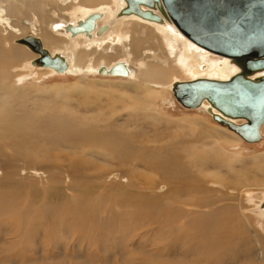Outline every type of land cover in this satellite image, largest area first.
I'll list each match as a JSON object with an SVG mask.
<instances>
[{
  "label": "rangeland",
  "instance_id": "rangeland-1",
  "mask_svg": "<svg viewBox=\"0 0 264 264\" xmlns=\"http://www.w3.org/2000/svg\"><path fill=\"white\" fill-rule=\"evenodd\" d=\"M56 4V0H36L29 7L19 2L22 9L9 17L11 26L0 24V47L23 55L16 60L6 58L0 68L11 71L0 83H5L0 92L7 93L11 115L0 118V259L6 260L0 264H35L32 261L39 254L29 248L38 244H43V251L37 249L48 256L63 253L65 261H72L69 264H79V252L98 256L104 264L117 253L109 244L122 243L121 237L127 234H132L134 242L127 239L123 252H129L132 259L143 258L133 246L140 244L139 239L147 240L149 251L168 245L195 254L199 243L216 252L225 249L228 258L234 256L231 249L241 244L263 251L264 213L254 196L264 197V138L247 141L218 124L205 109L184 106L171 89L172 81L197 74L182 71L170 80L166 69L160 86L136 77L98 72L59 75L32 66L37 55L15 40L29 32L50 34L51 12L60 8ZM27 13L31 18L36 14L39 22L28 31L22 28L30 26L22 21L29 18ZM152 42L151 38L147 41ZM211 56L205 59L210 61ZM175 57H179L177 52ZM54 85L68 90L57 92ZM147 88L157 90L151 100ZM101 135L105 144L94 147V139ZM212 146L222 148L224 159L217 162ZM170 158L174 159L171 164ZM177 158L182 163L180 171L174 166ZM188 161L196 166L190 167ZM166 162L172 167L166 169ZM167 171L183 174L185 183L164 178ZM181 186H191L193 196L201 201L180 204L192 201L191 195L179 196L177 187ZM61 262L55 257L48 261Z\"/></svg>",
  "mask_w": 264,
  "mask_h": 264
},
{
  "label": "bare ground",
  "instance_id": "bare-ground-1",
  "mask_svg": "<svg viewBox=\"0 0 264 264\" xmlns=\"http://www.w3.org/2000/svg\"><path fill=\"white\" fill-rule=\"evenodd\" d=\"M38 1H40L42 3L46 0H38ZM49 1H51V0H49ZM19 2L26 3V4H28L29 7H31V6H33L32 5L33 2H36V0H34L33 2L29 1V0H0V24L1 23H5V25L8 24L7 28H8V26H11V25H9V22H10L9 17L12 16V14H15L17 10L19 11L20 9H22V5H19ZM56 2H57L56 5H59L60 8L58 10L56 9V10H53V12H51V18L53 21L49 22L50 26H48V29H49V27L51 29L50 34H48L49 32H47V33L45 32V34L43 36H41V35L39 36V35L34 34L35 32L34 33L29 32V33H26L24 35L17 37V39L15 40L16 44L19 43V44L25 45L26 48H28L30 51H32L33 53H35L37 55L34 57H33V55H31L33 57V60L31 62L29 61L32 64V66H34L36 68L39 67L40 69L41 68L42 69L45 68L47 70L49 69V70H51L52 73H56L59 75H64L67 73H74V74H81V73H85V74L90 73L91 74L92 73V74H94L95 72H98L100 75H103V76H117V77L130 78V79L136 77V78H139L140 80H142L144 82H149L148 83L149 85L152 84V85H160V86L163 84L162 78H163V76L167 75L166 73L168 70H169L168 77L170 80H174L176 78L175 75L177 73L181 76L180 72H182V71L185 72V75L192 74L194 76L197 74L196 77H193L189 80H193V79H197V78H210V79L227 80L240 70L239 68H237L236 65H234L230 61L229 57L217 54L216 52H212V51L202 47L200 44L196 43L194 40H192L188 36H186L176 26V24L173 22V20L168 15H166L167 10L166 9L162 10L157 5L149 6V5L142 4V8L144 10H148V9L153 10V12H155L156 14L161 16L160 19L154 18V17L148 18L149 16L144 15V13L143 14H137L135 12H128L126 10L123 11V9L127 5V0H56ZM47 3H49V2L47 1ZM53 4L51 6H53ZM25 6L26 5H24V7ZM34 8H33V10H34ZM35 9L37 12L38 9L37 8H35ZM25 10H27V6H26ZM18 11H17V13H18ZM22 12L26 13V11H24V10H22ZM31 13H27L29 15V18H25L22 20L24 23L30 25L28 29L24 28L25 25H23L22 28L25 29L26 31H28L31 28L35 29V26L37 25V23H39L37 20L38 17L37 18L35 17L36 14L31 18ZM41 15H42V13H40V17H42ZM16 17L18 18V16H16ZM40 17H39V19H40ZM22 18H23V16H22ZM91 19H93L95 21V27L90 32H87L85 30L84 31H77V30L71 29L72 27L79 26L80 24H83V23H85ZM153 19H157V20H153ZM46 20H47V17H46ZM49 20H50V18H49ZM142 20L147 21V22L143 23ZM149 22H150V24H149ZM151 22H152V25H151ZM153 23L156 25H153ZM2 25H4V24H2ZM46 25H48V24H46ZM134 25L140 26L139 27L140 29H138V30L136 29L137 30L136 32L134 31L136 26L133 28ZM12 27H13V25H12ZM44 29H46V28H44ZM0 30H1V27H0ZM35 31H37V30H35ZM42 33H43V31H42ZM42 33H40V34H42ZM8 36H11V35H8ZM29 36H33V37H36L39 40H41L42 45L44 46V48H46L50 51L51 55H56L58 57H62L67 62L68 68L64 71H60V70H57V69L50 67V66H42L40 64H34V60L37 58H40L41 54L39 52L33 50L29 46L28 43H32L31 40L25 41V42L21 41V40H24L25 38H27ZM1 37H3V36H1ZM149 38L153 39V42L151 44H153L154 47H149V45H151V44L147 43ZM159 43L162 44L163 48L159 47L161 45V44L158 45ZM146 44H149L148 47L145 46ZM13 46H14V44L11 46V48H14ZM16 48H18V47H16ZM176 49L178 51H175ZM5 50H3L0 47V68L4 64L3 61L6 58L16 60L18 57H20L22 55V53L20 51H17L16 49L15 50L13 49L12 51L10 50L9 53ZM21 51H22V48H21ZM23 51H25V50H23ZM175 52H177L179 57H175ZM209 55H213V56H211L212 58L210 57L211 58L210 61L205 59ZM216 56H218L220 58L217 59ZM28 57H30V56H28ZM24 59L22 57L21 60H24ZM27 62H28V60H27ZM119 63H124L128 67V70H129L128 75L103 74L100 72V68H102V67H105L108 70H111L115 65H117ZM31 64H29V65H31ZM8 66H9V64H8ZM16 68L17 67H12V70H17ZM6 69H8V68H6ZM166 69H168V70H166ZM8 70L10 71V69H8ZM22 71H23V69L21 70V72ZM24 71H25V69H24ZM43 71H44V69H43ZM10 72L9 73L7 72V73L10 74ZM7 73L5 71L0 72V75H1L0 83L2 80L4 81L5 79H7V78H5V77H7ZM21 74H19V75H21ZM263 74H264V71H258L256 73L250 75V77L255 79V78L260 77ZM11 75H12V73H11ZM208 75H213V77L208 76ZM158 79H161V80H158ZM189 80H176L175 79L174 81H172L173 82L172 87H173V84L175 82L189 81ZM2 84H5V83H2ZM2 84H0V85H2ZM15 84H16V81H15ZM172 87H171V89H172ZM52 88L54 90H56L57 92H60V93L64 92L65 90L66 91L68 90L66 87H61L60 85H58V86L54 85V86H52ZM41 90H42V88H40V91ZM147 93H148V98L151 100V98H153L155 95H157V90L155 88H147ZM6 94L7 93L1 94V92H0V118H11L10 112L8 111L9 105L6 103L5 96H4ZM147 107L150 108L151 104H149V105L147 104ZM195 109H205L207 111V113L209 115H211V117H213V116H212V113L209 111V109H211L212 112H218L216 110V108L210 107V104L207 100H204L203 104H201L200 106H197ZM229 119L235 123H238V124H242L243 122H245L244 118L235 119L232 117ZM217 123L222 125V126L227 127L228 129H230L232 131H234L242 139H244L233 128H230L229 126L222 124L219 121H217ZM263 125H264V123L260 127L262 139L264 138V134L262 132V130L264 128ZM78 136L80 139L79 134H78ZM0 137H2L1 133H0ZM214 140L217 141V143L221 144V139L214 137ZM104 144H105L104 135H101L99 137H96V139H94V142H93L94 147L101 148V146ZM219 146H221V145H219ZM212 148H213V151L216 155L217 162L220 159H224V157L220 156V154L223 153V151L220 152V150L222 149L221 147L212 146ZM227 152L225 151V153H227ZM169 162H170V164L173 163L174 159L169 160ZM187 163L190 165V167L196 166V164L192 163L191 161H188ZM204 163H205V161H202V164H204ZM181 165H182V163L177 158L174 166L180 167L178 169L180 171L182 169ZM169 166H170L169 163L166 162V169L172 167V166H170V167ZM163 174H164V178L169 179V181L172 180V178H173L175 180H178L180 182L185 183L186 177H184L183 174H181V175L179 174L181 177L178 176V174H176L175 172L174 173L172 172V175L169 173V171H167ZM190 178L191 177H189V179ZM186 183H187V181H186ZM177 191L180 194L179 195L180 197L183 194H188V195L192 196L191 202H189L190 200L189 201H180V204L192 203V202L199 200V198H196V196H193L194 195L193 193L195 190L193 191V189H191V186L177 187ZM198 194H200V193H198ZM179 196H175L174 198H177ZM254 197L260 199L259 200L260 201L259 207H260L261 211L264 213V197H263V195L257 194ZM188 199H190V198H188ZM200 201H201V199L199 200V202ZM61 203H63V202H61ZM169 226H170V224H169ZM131 235L132 234H127V236L126 235H124V237L122 236L121 237L122 243H120V244L116 245L115 240H114V242L112 241L109 244L110 246L112 245V248L113 247L117 248V253L116 254L114 253V255L108 259V262L104 263V264H115L113 262H117L118 264H125V263L127 264V262H129V264H264V250L263 251L262 250L255 251V249L253 247H250L249 244H241L242 245L241 247H239L235 250L231 249L232 251L231 250L230 251L232 253L234 252V256L228 258V255H226V253L224 252L225 249H223V251L216 252V251H213L214 250L213 248H206V244H204V246H203L200 243H199V245L194 246L195 254H192L190 252H185V250L178 252V250L176 248H180V247H178V246L172 247V246H168V245L163 246V247H159V248H155L156 250H154V251L153 250L149 251L145 247L147 240H140V239H139L140 244H137V245L132 244V245L136 246V248L139 250V252H138L139 254H141V253L143 254V258L141 259V258L137 257V258L132 259V258L128 257V255H130L129 252L128 253L123 252V247H125L124 242L127 239L132 240V241H130V243L134 242ZM184 240H181V241H184ZM58 242H61V239H59ZM82 242L83 241H81V243ZM196 243H197V241H196ZM39 247H41V249L43 251V244L42 245L38 244L37 248H39ZM201 247H203V248H201ZM37 248H34V247L29 248V249H31L30 252L32 251L33 253L39 254V259H37V258H36V260L32 259L33 260L32 263H35V264H40L43 262L48 263V261L51 257L52 258L55 257L58 260L60 259L62 261L61 263H58V264H65V262H67L70 259L69 258L67 261H65L66 259L65 260L63 259V258H65L64 257L65 255L63 256V253L61 255L58 254V256H54V255L48 256V254H46L45 252H40ZM88 248H90V247H88ZM116 248H114V249H116ZM189 249L193 250V247H189ZM226 249H227V247H226ZM86 255H88V254L86 253ZM86 255H83V254H81V252H79V254L76 256V258L78 257L81 260V261L78 260L79 264H82V263L83 264H95L96 262L101 261L99 259H102L98 256L87 257ZM189 255L191 256V258ZM194 256H196L197 259L193 260L192 257H194ZM71 258H73V256ZM113 258H114V261L112 262ZM231 259H233V260L230 261ZM30 260H29V262H30ZM5 261H6L5 258H3L2 260L0 259V262H2V263ZM109 261H111V262H109ZM152 262H154V263H152ZM69 263H72V261L71 262L68 261V264ZM16 264H22V262H16Z\"/></svg>",
  "mask_w": 264,
  "mask_h": 264
},
{
  "label": "water",
  "instance_id": "water-1",
  "mask_svg": "<svg viewBox=\"0 0 264 264\" xmlns=\"http://www.w3.org/2000/svg\"><path fill=\"white\" fill-rule=\"evenodd\" d=\"M142 4L166 9L176 26L202 47L230 58L240 70L227 80L197 78L178 81L172 90L177 99L187 107H197L207 100L213 118L233 128L245 140L262 139L264 123V74L258 78L250 75L264 71V0H127L123 11L135 12L160 19L153 10H144ZM152 19V18H151ZM157 20V19H153ZM95 27L93 19L71 29L90 32ZM29 46L41 54L34 64L50 66L64 71L67 62L50 51L36 37L29 36ZM103 74L128 75L124 63L111 70L100 68ZM244 118L238 124L229 118Z\"/></svg>",
  "mask_w": 264,
  "mask_h": 264
}]
</instances>
